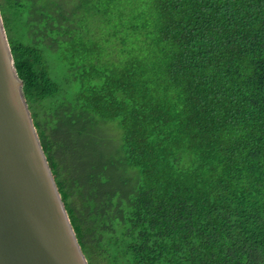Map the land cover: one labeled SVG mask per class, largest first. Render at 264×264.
<instances>
[{
  "label": "trees",
  "instance_id": "1",
  "mask_svg": "<svg viewBox=\"0 0 264 264\" xmlns=\"http://www.w3.org/2000/svg\"><path fill=\"white\" fill-rule=\"evenodd\" d=\"M0 10L89 264H264V0Z\"/></svg>",
  "mask_w": 264,
  "mask_h": 264
},
{
  "label": "water",
  "instance_id": "2",
  "mask_svg": "<svg viewBox=\"0 0 264 264\" xmlns=\"http://www.w3.org/2000/svg\"><path fill=\"white\" fill-rule=\"evenodd\" d=\"M0 264H89L35 127L1 10Z\"/></svg>",
  "mask_w": 264,
  "mask_h": 264
},
{
  "label": "rangeland",
  "instance_id": "3",
  "mask_svg": "<svg viewBox=\"0 0 264 264\" xmlns=\"http://www.w3.org/2000/svg\"><path fill=\"white\" fill-rule=\"evenodd\" d=\"M60 1L66 3L68 0H60ZM85 10H86L85 7L81 8V6H79V4L76 1H74L72 9H70L69 11L71 12L77 11L79 14H84ZM94 35L96 39H101L105 37L103 32L95 33ZM66 51H67L66 48H61L59 52L61 53V55H63ZM59 68H61L63 74L66 73L67 66L65 60H57L54 61V63H51L50 69L52 73H56L59 70ZM48 105H51V102H49Z\"/></svg>",
  "mask_w": 264,
  "mask_h": 264
}]
</instances>
